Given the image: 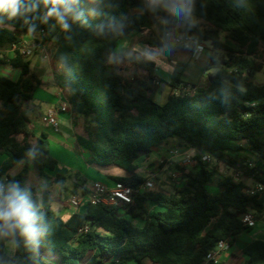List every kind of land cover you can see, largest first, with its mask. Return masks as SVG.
Segmentation results:
<instances>
[{
    "label": "trees",
    "instance_id": "1",
    "mask_svg": "<svg viewBox=\"0 0 264 264\" xmlns=\"http://www.w3.org/2000/svg\"><path fill=\"white\" fill-rule=\"evenodd\" d=\"M21 2L37 7L12 19L0 13V49L14 48L9 60L0 52V183H18L38 205L27 167L16 175L9 171L24 160L36 175L46 177L45 170L57 166L45 134L31 143L35 133L26 109L43 83L22 53L25 35H38L45 42L61 33L53 54L62 66L57 84L70 91L71 114L84 119L85 135L77 140L89 165L119 167L124 176L112 179L137 188L146 179L136 161L173 139L195 150L192 158L198 164L177 167L182 182L172 191L139 193L134 204L121 208L86 204L83 212L65 221L44 201L38 207L42 235L31 244L18 234L14 241L0 239V264H203L220 241L231 245L238 234L253 230L242 217L252 214L257 220L264 213V197L249 195L246 183L264 184V85L253 82L261 70L264 0H192L190 14L170 12L179 6L178 0L155 5L145 0H78L82 15L75 21L69 17L66 30L55 18L45 21L43 0ZM155 26L158 33L148 44L167 57L184 50L166 36L168 32L212 42L210 60L217 71L204 85L193 82V94H176L191 83L185 80L187 62H177L165 81L148 58H130L147 76L122 75L123 55L115 53L118 42ZM4 65L19 71L18 77L3 74ZM162 82L169 85L170 94L159 104L155 85ZM205 153L242 176L226 175L218 184L220 191L211 193L216 170L202 162ZM70 177L58 174L55 182L63 187ZM89 193L83 187L82 195ZM147 204L154 205L152 212ZM85 226L88 230L79 233ZM242 251L247 264H264L263 240L244 244ZM52 255L58 259L52 260Z\"/></svg>",
    "mask_w": 264,
    "mask_h": 264
},
{
    "label": "crops",
    "instance_id": "2",
    "mask_svg": "<svg viewBox=\"0 0 264 264\" xmlns=\"http://www.w3.org/2000/svg\"><path fill=\"white\" fill-rule=\"evenodd\" d=\"M61 33L57 32L55 38L50 41L43 42L42 38L38 35H25L23 36V48L36 47L35 52L29 57L32 62V69L40 78L43 85L39 88L33 97L31 104L27 107L30 111L27 112L31 125L33 127L35 137L31 139L33 145L42 134L47 136L48 149L50 156L57 161V166L54 171L45 170L46 177L36 175L35 169L32 164L26 161L17 163L10 171L9 174L16 175L24 168L28 169V184L37 189L38 192V207H43V202L46 201L50 209L63 220H68L73 214L84 211L83 204L80 208H72L69 201L74 194H82L83 187H86L91 192L94 184L99 182L108 187H113L117 182L113 180L114 177H122L125 172L116 166L97 167L91 166L87 163V153L78 143V137L84 136V119L80 115H73L67 108L65 111H58L57 119L59 122V131L56 132L50 125L43 121L44 114L39 113L42 108H46L48 114L52 110H59L69 103L70 91L61 89L57 84V76L62 70V66L53 59V54L56 51ZM212 51V49H211ZM7 60L14 57V48L7 46L0 49ZM43 52H45L43 54ZM177 52L190 53L184 50ZM176 52V53H177ZM193 57V56H192ZM203 57V56H202ZM202 59V58H201ZM1 72L9 77L16 79L19 71L12 69L8 65L1 67ZM204 85L205 82H199ZM194 87L193 83H190ZM179 150L181 156H173V150ZM195 155V150L185 145H180L175 139L165 142L162 146L154 148L149 154L142 155L137 161L139 174L145 179L150 176H159L160 183L164 187L174 186L171 181L168 170V165L173 163L184 162L187 156L192 157ZM252 162H257V157L247 154ZM1 158L0 161H3ZM211 167L215 168L216 173L213 177V183L209 186L211 193L216 194L220 191L218 184L226 175H230L233 171H229L222 163L214 160ZM71 175L65 181L64 186H59L55 179L57 175ZM248 186L252 187L254 182L251 180L246 182ZM90 185V187H88ZM79 186V187H77ZM71 188V195L69 198L64 199L63 189ZM78 190H81L79 193ZM163 192H170L162 188ZM149 212L154 210V205L147 204ZM138 226H142V222H136ZM253 240L264 241V213L256 220V223L251 232L243 231L235 237V240L229 245L228 249L222 252L215 264H247L248 258L244 255L242 247L246 243ZM10 252L12 254V247L9 244ZM47 256V255H46ZM49 257V256H48ZM50 258L56 261L58 258L52 255ZM135 264V263H130ZM144 264H151L146 261Z\"/></svg>",
    "mask_w": 264,
    "mask_h": 264
},
{
    "label": "built area",
    "instance_id": "3",
    "mask_svg": "<svg viewBox=\"0 0 264 264\" xmlns=\"http://www.w3.org/2000/svg\"><path fill=\"white\" fill-rule=\"evenodd\" d=\"M147 4L155 5L159 4L160 0H145ZM174 13V11H170ZM167 37H172L173 43L179 47L184 49L185 51L191 53V55L195 58L201 57L204 52L207 50L206 46L204 45V41H200L197 38L186 35L183 33H173L168 32L166 34ZM36 47L31 48H23L22 53L26 56H30L34 53ZM45 52H43L44 54ZM157 84V82H155ZM195 91V88L191 85L184 87L182 90L177 91V95H191ZM69 109L71 112V105L70 103L66 104L65 107H61V109L52 110L46 117H44L43 121L50 125L56 132L59 131V122L57 119L58 111H65ZM173 156H181L179 150L175 149L172 152ZM202 162L205 164H212L215 160L211 154L205 153L201 157ZM172 164V162H171ZM198 164V161L192 157L187 156L184 162L181 164L182 166H195ZM249 167H253V164H249ZM242 176L241 172L235 174L236 178H240ZM171 181L174 184L179 185L182 182L183 173L178 170L171 171L169 174ZM156 188L155 183V176L152 175L147 178L141 185L137 188H132L125 186L122 183H116L113 187H108L103 183H95L93 190L87 194H74L72 195L69 204L72 208H80L83 204H92V205H103V206H114V207H124L128 205L134 204L135 196L139 193H143L146 191H151ZM247 193L251 196L254 195H261L264 197V184L254 182L252 187L247 189ZM242 221L245 226L254 227L256 223V218L252 214H245L242 217ZM88 227L85 226L84 228L79 230V233L86 232ZM229 245L226 241H220L214 250L210 251L203 264H215L219 255L228 249Z\"/></svg>",
    "mask_w": 264,
    "mask_h": 264
},
{
    "label": "clouds",
    "instance_id": "4",
    "mask_svg": "<svg viewBox=\"0 0 264 264\" xmlns=\"http://www.w3.org/2000/svg\"><path fill=\"white\" fill-rule=\"evenodd\" d=\"M46 6L45 21L55 18L63 29H68V19L78 20L82 13L77 9L78 0H43ZM192 0H178V7L169 9L175 14H190ZM37 6H26L21 0H0V13L9 19L24 12L32 11ZM23 10V11H22ZM91 15H95L92 11ZM43 216L38 205L32 200L31 194L21 189L18 183H0V239L12 238L17 234L31 244L42 235Z\"/></svg>",
    "mask_w": 264,
    "mask_h": 264
},
{
    "label": "rangeland",
    "instance_id": "5",
    "mask_svg": "<svg viewBox=\"0 0 264 264\" xmlns=\"http://www.w3.org/2000/svg\"><path fill=\"white\" fill-rule=\"evenodd\" d=\"M188 20L193 24L198 23V21L194 17H189ZM157 33L158 27L155 26L152 28H148L144 33L132 34L118 42L117 47L115 49V53L123 55V59L120 62L121 73L123 76L127 78L129 76L137 75L141 78H146L147 72L138 68L134 63L129 61L130 58H134L136 61H139L142 57H146L150 61L155 63L158 75L165 81L169 80L173 67L177 62L188 63V70L185 75V80H188L191 83H199L201 81L206 82L210 75H214L216 73L217 70L216 68L212 67V62L210 60L211 49L213 48L212 42H204V45L206 46L207 50L202 55L203 57H189L187 53L181 52L172 53L169 57H167L165 55L160 54L157 49L150 47V45L148 44V40L154 38V35H156ZM259 62L261 63V70L255 73V75L253 76V82L258 85H264V46L262 47L260 52ZM155 87L156 102H158L159 104L166 103L170 94L169 85L166 82H162L160 85H155ZM26 111L30 113L28 109H26ZM39 113L44 114V116L48 115V111L46 110V108H42ZM211 165L212 164H210V166ZM177 167H186L187 169L193 168V166H182L180 165V163L175 162L173 164L168 165V170L174 171L177 169ZM230 175L235 176L234 172ZM160 181L161 178L159 176H155V190L160 191L162 190V188H168L169 191H172L175 188V185H177L175 184L174 186H167L166 188L163 186V184L160 183ZM88 187H90V185H88ZM78 191L79 193L81 192V190ZM70 195V187L63 189L64 199L69 198Z\"/></svg>",
    "mask_w": 264,
    "mask_h": 264
}]
</instances>
